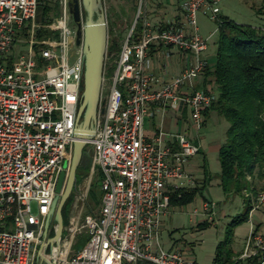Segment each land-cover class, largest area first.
Returning <instances> with one entry per match:
<instances>
[{"label": "built area", "instance_id": "2783aa9c", "mask_svg": "<svg viewBox=\"0 0 264 264\" xmlns=\"http://www.w3.org/2000/svg\"><path fill=\"white\" fill-rule=\"evenodd\" d=\"M137 1L114 70L104 68L96 132L87 142L90 179L76 189L60 240L61 264H196L183 243L164 238V221L170 188L194 183L188 164L201 145L185 132L165 129L163 119L169 108L184 105L194 130L204 128V112L217 92L196 86L209 65L203 54L212 37L201 34L198 13L218 21L222 0H181L182 15L172 19H151L148 0ZM39 4L0 0V264H38L39 251L57 229L52 223L44 238L58 179L69 170L77 139L84 63L69 0H59L60 12L48 23L37 20ZM41 28L51 35L40 38ZM174 50L184 66L170 75ZM154 106L162 122L149 136L145 120ZM95 175L100 200L87 212ZM262 205L264 190L253 197L250 212ZM215 210L216 203L205 200L192 213L212 217ZM83 233L86 243L75 250ZM251 255L264 264V233L254 229L242 257Z\"/></svg>", "mask_w": 264, "mask_h": 264}, {"label": "trees", "instance_id": "16d2710c", "mask_svg": "<svg viewBox=\"0 0 264 264\" xmlns=\"http://www.w3.org/2000/svg\"><path fill=\"white\" fill-rule=\"evenodd\" d=\"M39 2L44 5L43 23L50 22L59 14V0ZM218 22L220 34L216 41V53L206 69L204 88L208 89L206 84L213 82L217 99L204 115L206 119L211 111H216L229 122L219 159L221 185L225 193H230L242 191L248 184L246 174L264 163V28L239 24L228 17H220ZM37 35L44 38L50 36L51 31L41 28ZM120 47L118 38L109 42L107 56L110 62H105V66L110 72L113 71ZM79 184L77 173L74 191ZM206 184L207 180L202 183L197 181L192 187L176 189L171 193V203L183 206L193 202L197 196H203ZM90 194L93 195V185ZM66 207L67 204L63 209L64 225L70 216ZM91 209H87V212H91ZM247 219L248 212L231 221L227 227V237L217 247L213 264H236L231 235L237 224ZM210 224L212 221L200 225L206 227ZM54 234L55 230L51 236ZM49 251L50 247L47 248L46 257Z\"/></svg>", "mask_w": 264, "mask_h": 264}, {"label": "crops", "instance_id": "0c3cea01", "mask_svg": "<svg viewBox=\"0 0 264 264\" xmlns=\"http://www.w3.org/2000/svg\"><path fill=\"white\" fill-rule=\"evenodd\" d=\"M147 11L151 19H172L174 17L180 18L182 15L181 0H148ZM214 56L215 54H213L212 50L208 48L205 57L208 59L209 63L213 61ZM162 62L165 63L163 60ZM183 66L184 63L180 59L178 52L174 50L172 57L169 59V74L173 75L181 71ZM205 76L206 72H204L197 79L196 86L198 88H205ZM206 85V87L211 85L214 87V89H216L213 82L207 83ZM152 111L153 113L147 116L145 120V129L149 136H153L157 132L158 127L162 122L161 113L156 106H154ZM215 112L216 111L210 112L209 116L205 119L204 127L207 126L210 116ZM163 124L165 129L169 131L187 133L189 137L196 140V142L201 145V152L193 157L188 164L189 171L194 175V183L184 187H192L197 181L202 183L204 180H207L206 185L209 183L212 185L217 184L222 188L220 178L221 164L219 159V150L224 141L222 143L207 141L202 144L201 140L198 139L201 130L198 133L194 130L189 109L184 105L178 110L169 108L163 119ZM210 150L213 151V153H210ZM211 158L215 161V164L212 162ZM245 179L248 184L240 192L225 193L222 188L221 200L217 202L215 214L212 217L207 215L195 216L192 213L194 207L200 206L201 203L207 199L205 197L201 196L199 201H197L196 198L194 201L197 202L194 203L193 201L183 206L173 205L171 203V211L165 217L164 231L167 227V219L174 210H177L178 208L180 209L183 207H189L188 210L191 215L192 223L191 228L193 230H197L198 232H203L204 230H213L212 237L210 240H208V246L211 248L209 259L211 264H213L217 247L219 243L227 237V227L231 221L236 216L248 212V219L237 224L233 230V234L231 235V245L234 251L233 259L236 264H261L259 258L256 255L242 257V254L247 247L248 237L253 229L259 233H264V205L258 207L253 212H250L253 197H255L258 192L264 190V163L257 165L252 173H247ZM170 189L171 193L175 191V189L172 187ZM206 221H212V224L206 227L200 225ZM192 233V236H194V232ZM166 239H172L183 243L187 255L193 258L196 261V264H202L198 261V257L195 253V247L197 245L196 240H190L186 236L176 237L174 236L173 231L169 233V237ZM254 247L255 246L253 245L252 249H254Z\"/></svg>", "mask_w": 264, "mask_h": 264}, {"label": "rangeland", "instance_id": "374dc122", "mask_svg": "<svg viewBox=\"0 0 264 264\" xmlns=\"http://www.w3.org/2000/svg\"><path fill=\"white\" fill-rule=\"evenodd\" d=\"M106 16L109 26V42L113 39L118 38L120 45H122L123 40L132 25L135 15L139 9V2L137 0H104ZM44 5L39 4L37 9V20L42 21L44 14ZM220 17H228L231 20L246 25H253L255 27L264 26V0H222L221 2V12ZM198 23L200 26V32L205 37L212 34L209 40V49L212 50L213 54L216 53V41L219 37V22L213 19L211 16L200 11L198 13ZM72 25L77 29V25L72 17ZM206 56V52L203 54ZM118 57V56H117ZM110 62V59H109ZM115 67V64H114ZM114 70V68H113ZM229 126L228 120L219 113L215 112L209 118L208 124L204 127L200 133L198 139L201 140L202 144L207 141L223 142L226 138V129ZM147 127V124H146ZM220 140V141H219ZM215 148V147H214ZM87 149L91 151L90 145ZM210 153L213 151L210 150ZM212 162L215 161L211 158ZM90 167L85 171H78L80 183L84 180L88 181L90 179ZM93 185V195H89L85 209L96 210L101 194L100 180L99 176L95 175L92 178ZM75 191H73L71 198L67 202V213L70 215L71 211L75 209ZM222 188L217 184H208L204 189L202 197L207 198L206 200H212L216 204L221 200ZM201 199V196H197V201ZM197 201H194L197 202ZM36 209V205L34 204ZM189 207L178 208L174 210L172 214L167 219V227L164 231V238L169 237L171 231L174 232V236L183 237L186 236L188 239H194L197 241L195 247V253L198 257V261L202 264H211L209 259V254L211 253V248L208 246V240L212 237L213 230L198 232L191 228V215L188 210ZM194 232V236H192ZM87 240L86 233L80 234L77 238V243L74 245V249L77 250L82 248ZM66 250V247H64ZM50 253L44 260V264H49L51 260V250ZM65 254V252H64ZM64 261L63 257H60L58 264Z\"/></svg>", "mask_w": 264, "mask_h": 264}, {"label": "water", "instance_id": "95a60500", "mask_svg": "<svg viewBox=\"0 0 264 264\" xmlns=\"http://www.w3.org/2000/svg\"><path fill=\"white\" fill-rule=\"evenodd\" d=\"M69 7L74 22L77 25L76 43L82 47L84 63V88L82 102L78 110L76 141L69 170L64 169L57 183V193L46 218L44 238L52 223L57 224L54 236L48 238L51 250L49 264H58L60 240L64 232L63 209L71 197L80 167H90L93 157L87 149V142L95 132L100 111L104 68L109 46V26L104 0H69ZM85 157H90L88 164H83ZM68 163H65L67 168ZM57 246V251L54 247ZM47 248L38 254V264H44Z\"/></svg>", "mask_w": 264, "mask_h": 264}, {"label": "flooded vegetation", "instance_id": "af4514ba", "mask_svg": "<svg viewBox=\"0 0 264 264\" xmlns=\"http://www.w3.org/2000/svg\"><path fill=\"white\" fill-rule=\"evenodd\" d=\"M91 152V158L93 157V155H92V151H90ZM89 161H90V157H85L84 158V160H83V164H88L89 163ZM87 168L88 167H80L79 169H78V171H85V170H87ZM48 248H49V246H48Z\"/></svg>", "mask_w": 264, "mask_h": 264}, {"label": "bare ground", "instance_id": "6f19581e", "mask_svg": "<svg viewBox=\"0 0 264 264\" xmlns=\"http://www.w3.org/2000/svg\"><path fill=\"white\" fill-rule=\"evenodd\" d=\"M67 248H68V247L66 246V250H67ZM64 250H65V249H64ZM66 250H65V254H66ZM54 251L56 252V251H57V248H55ZM65 254H64V255H65Z\"/></svg>", "mask_w": 264, "mask_h": 264}]
</instances>
